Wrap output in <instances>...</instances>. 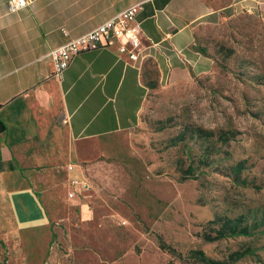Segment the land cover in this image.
<instances>
[{
  "label": "rangeland",
  "instance_id": "rangeland-1",
  "mask_svg": "<svg viewBox=\"0 0 264 264\" xmlns=\"http://www.w3.org/2000/svg\"><path fill=\"white\" fill-rule=\"evenodd\" d=\"M191 51L185 81L147 65L138 124L80 164L96 199L69 200L62 170L51 227L0 241L1 264H264V0L199 25Z\"/></svg>",
  "mask_w": 264,
  "mask_h": 264
},
{
  "label": "crops",
  "instance_id": "crops-1",
  "mask_svg": "<svg viewBox=\"0 0 264 264\" xmlns=\"http://www.w3.org/2000/svg\"><path fill=\"white\" fill-rule=\"evenodd\" d=\"M0 0V241L51 227L50 192L70 177L87 178L81 163L99 167L95 147L140 121L152 62L166 84L185 81L199 25L215 24L240 0H34L17 13ZM246 1V0H244ZM144 3L138 16L144 39L137 60L117 49L82 53L61 78L52 50ZM191 61V62H192ZM66 162L75 165L68 172ZM65 165V166H64ZM94 199V200H95ZM26 246V245H25ZM29 251L31 245H27Z\"/></svg>",
  "mask_w": 264,
  "mask_h": 264
},
{
  "label": "built area",
  "instance_id": "built-area-1",
  "mask_svg": "<svg viewBox=\"0 0 264 264\" xmlns=\"http://www.w3.org/2000/svg\"><path fill=\"white\" fill-rule=\"evenodd\" d=\"M33 3L34 0H9L8 11L17 13ZM143 5L144 3L134 5L93 31L52 50L49 58L54 63L56 77L61 78L73 61L88 51L116 48L119 55L137 60L142 53L144 39V32L138 21ZM75 167L69 165L68 172H73ZM69 187L68 198L72 201L88 194L92 189L87 178H73Z\"/></svg>",
  "mask_w": 264,
  "mask_h": 264
},
{
  "label": "trees",
  "instance_id": "trees-1",
  "mask_svg": "<svg viewBox=\"0 0 264 264\" xmlns=\"http://www.w3.org/2000/svg\"><path fill=\"white\" fill-rule=\"evenodd\" d=\"M6 131V126L4 125L3 122L0 121V134L4 133ZM238 224L239 221H227L226 225L231 227V235L233 236H242L244 235L243 231H238ZM205 241H210L209 239L205 238ZM194 255H198L201 258V262L204 264H220L218 262L212 261L208 259L203 252H194ZM1 264V263H0Z\"/></svg>",
  "mask_w": 264,
  "mask_h": 264
}]
</instances>
